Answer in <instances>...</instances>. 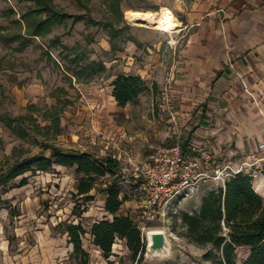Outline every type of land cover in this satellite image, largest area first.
I'll use <instances>...</instances> for the list:
<instances>
[{"label":"rangeland","instance_id":"obj_1","mask_svg":"<svg viewBox=\"0 0 264 264\" xmlns=\"http://www.w3.org/2000/svg\"><path fill=\"white\" fill-rule=\"evenodd\" d=\"M115 1H119L120 10ZM194 1L84 0V3H79L78 0H54L67 12L88 14L99 23L92 25L79 22L72 25V20H67L65 24L55 26L54 35H60L63 43L70 47L81 45L91 60L104 61L108 68L107 75L146 71L148 64L156 65L159 57L164 61L171 59L174 53L178 54L187 44L193 29L182 25V31L172 36L160 30L128 23L125 12L130 9L159 12L162 6L174 10L177 5L190 8ZM85 5L89 6L90 12H87ZM10 8L18 12L26 9L17 0H0V28L14 29L11 20L3 16V12ZM185 16V11L181 9L179 19L185 22ZM111 22L115 28L121 29L119 37L114 40L120 49L118 52L102 47L107 43L112 47L108 35L110 27H107ZM130 36L140 45L130 41ZM88 38L92 42L87 43ZM46 45L48 39H34L31 46L21 51L17 43L0 44V98L3 100L0 106V169L7 170L17 160L38 155L42 152L44 143L89 153L99 159L112 158L120 169L114 175L99 178L96 188L83 196L76 194V169L59 165H54L49 171L28 172L0 185V264H77L71 257L73 246L69 245L67 235H62L55 227L61 223H82L90 232L95 219L107 216L103 214L101 198L110 186L117 185L120 188V199L123 201L120 214L137 219L138 201L134 197L136 187L123 173L124 169L132 165L123 153L120 159L114 155L107 156L112 154L108 138L111 125L116 124L125 129L130 147L134 145V150L138 151L139 155H135L137 162H142L157 149L172 147L177 142L173 130H170L171 137L158 136L154 140H142L140 135L149 130L151 123L160 126L166 119L162 106L164 91L155 79L147 81L151 88L136 102L123 108L113 96L112 82L115 76L107 79L102 75L91 83L70 87L64 71L54 61L60 60L58 50L51 49L54 60H48L44 54ZM256 81L262 83V87H256L253 92L256 98L252 103L246 100L242 114L246 120L250 119L256 124L261 121L259 129L264 131V76ZM58 88L68 90L69 95L53 97V92ZM32 104L37 105L40 111L29 109ZM64 104L66 106L60 115L61 129L57 130L51 127L49 119L43 117L44 110ZM30 114H34L38 123L47 128H43L40 134L32 132L24 139L13 133L1 119L7 115L17 117ZM263 142L264 139L258 137L257 144ZM256 147L245 158L229 159L227 163L233 170L240 169L242 173L251 175L254 188L257 186L258 193L264 197V152ZM51 154V150L45 151V156L50 157ZM226 165L207 171L206 177L184 198L174 203L178 207L176 214L152 224L151 230H162L166 233L171 254L167 257L151 258L145 255L141 264H214L213 260L206 257L210 247H200L185 237L181 215L183 212L197 210L203 196L212 188L221 185L222 177L226 178L233 173L232 169L225 168ZM86 210L88 212L85 213ZM151 230L145 232L146 243L147 233ZM83 245L90 253V264H133L129 248L120 240L114 245L115 255L109 259L102 256L89 233L83 237ZM246 256V249L239 248V262Z\"/></svg>","mask_w":264,"mask_h":264},{"label":"trees","instance_id":"obj_2","mask_svg":"<svg viewBox=\"0 0 264 264\" xmlns=\"http://www.w3.org/2000/svg\"><path fill=\"white\" fill-rule=\"evenodd\" d=\"M17 1L24 4L26 9L18 12L10 8L3 12V16L11 20L14 29L0 28V44L17 43L18 49L23 51L33 44L34 39H48L44 54L48 60H54L51 49L58 50L60 60L54 61L64 71L70 87L91 83L102 75L107 79L115 76L112 82L113 96L123 108L136 102L141 94L149 90L141 76L126 73L107 75L108 68L104 61L91 60L81 45L70 47L63 43L60 35H54L55 26L65 24L67 20H72V25L79 22L99 25L92 16L71 14L59 7L54 0ZM78 2L84 3V0ZM115 4L120 10L119 1H115ZM85 8L90 12L88 5H85ZM107 27H110L108 35L112 43L111 50L119 51L114 40L119 37L121 29L115 28L112 22ZM129 40L136 42L133 36H130ZM90 42L92 39L88 38L87 43ZM68 95L69 91L63 88L56 89L52 94L57 98ZM2 103L0 98V106ZM65 106L55 105L44 110L43 117L49 119L51 127L57 130L61 129L60 115ZM29 109L40 111L35 104L30 105ZM1 119L5 126L22 139L32 132L40 134L43 128H47L38 123L34 114L17 117L7 115ZM47 150L52 152L50 157L45 156ZM54 165L76 169V194L79 196L88 195L96 188L99 178L114 175L120 169L112 158L99 159L89 153L44 143L42 152L38 155L17 160L7 170L1 168L0 185H5L28 172L49 171ZM107 193L105 210L113 216L112 220L104 219L93 223L90 232L82 223H61L55 230L67 235L68 243L73 246L71 257L77 264L91 262L90 253L83 245V237L88 233L105 259L115 255L113 246L117 240H126L133 264H141L147 250L145 236L135 220L120 214L123 205L120 188L117 185L110 186ZM181 219L186 231L185 237L200 247H210L206 257L213 260L214 264H264V197L255 190L251 175L241 172L227 178L224 184L212 188L203 196L197 210L183 212ZM239 248H245L247 251V256L241 262L238 259Z\"/></svg>","mask_w":264,"mask_h":264},{"label":"crops","instance_id":"obj_3","mask_svg":"<svg viewBox=\"0 0 264 264\" xmlns=\"http://www.w3.org/2000/svg\"><path fill=\"white\" fill-rule=\"evenodd\" d=\"M181 9L186 13L182 25L193 29L184 48L164 61L158 55L156 65L148 64L146 71L126 74L141 76L146 83L155 79L167 90L162 105L165 122L160 126L151 123L149 130L140 134L142 140L171 137L173 130L177 139L173 146L180 145L187 154H193V145L207 141L212 159L204 170L211 171L228 164L231 157L245 158L255 146L258 150V137L264 139L261 121L256 124L242 114L246 100L252 103L256 87H262L256 79L264 76V0H195L190 8L174 7L178 18ZM102 47L111 50L108 43ZM111 127L112 154L107 156L120 159L123 153L130 165L137 163L138 151L134 145L130 147L125 129L116 124ZM107 197L106 191L101 205L108 217L94 223L113 219L105 210ZM120 242L128 248L126 240Z\"/></svg>","mask_w":264,"mask_h":264},{"label":"built area","instance_id":"obj_4","mask_svg":"<svg viewBox=\"0 0 264 264\" xmlns=\"http://www.w3.org/2000/svg\"><path fill=\"white\" fill-rule=\"evenodd\" d=\"M166 93L164 90L163 95ZM258 150L264 152V142L259 144ZM191 152L193 154L185 153L180 145L162 147L146 160L132 163L130 168L124 169L128 181L136 187L134 197L138 201V217L135 222L144 236L152 229V224L176 214L178 207L174 203L208 175L204 170L212 159L208 142L193 145ZM225 168L232 169L229 164ZM232 171L228 177H222V184L227 178L242 172L240 169Z\"/></svg>","mask_w":264,"mask_h":264},{"label":"bare ground","instance_id":"obj_5","mask_svg":"<svg viewBox=\"0 0 264 264\" xmlns=\"http://www.w3.org/2000/svg\"><path fill=\"white\" fill-rule=\"evenodd\" d=\"M125 19L128 23L136 26H142L153 30H160L170 35L181 32V20L178 18L174 10L168 6H162L159 12L152 10H127ZM258 192L259 188L255 186ZM150 242V239H149ZM171 254L170 243L162 251L154 253L155 257H167Z\"/></svg>","mask_w":264,"mask_h":264},{"label":"water","instance_id":"obj_6","mask_svg":"<svg viewBox=\"0 0 264 264\" xmlns=\"http://www.w3.org/2000/svg\"><path fill=\"white\" fill-rule=\"evenodd\" d=\"M150 239V242H149ZM147 250L146 256L151 258L158 251H162L169 244L167 235L162 230H151L147 233Z\"/></svg>","mask_w":264,"mask_h":264}]
</instances>
